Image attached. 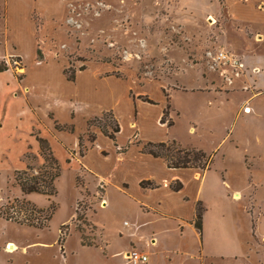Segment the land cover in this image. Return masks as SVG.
<instances>
[{"label":"rangeland","instance_id":"1","mask_svg":"<svg viewBox=\"0 0 264 264\" xmlns=\"http://www.w3.org/2000/svg\"><path fill=\"white\" fill-rule=\"evenodd\" d=\"M34 1L30 20L36 26V55L45 52L43 59L47 56L53 64L47 69H60L62 74L74 69L75 76L88 70L96 77L126 82L139 101L156 104L162 115L167 111L164 121L173 123L168 136L212 154L211 166L217 171L212 170L213 177L208 178L217 184L202 185V194L209 191V195L202 205L206 212L199 232L187 223L144 213L112 186L103 207L104 189L86 185L67 161L61 164L54 196H22L13 180L19 158L30 166L29 173H35L41 163L31 152L19 157L20 149L12 148L5 155L0 153V207L25 198L39 209L53 205L54 211L43 228L0 217V264H132L125 258L131 249L147 254L145 264H264V160L243 155L242 148L226 140L217 147L224 131L212 117L216 110L184 88L197 80L198 88L208 90L210 81L219 77L233 90H246L247 78H264V0ZM5 18V2L0 0V54L7 34ZM221 53L225 59L218 58ZM0 63L18 83L25 71V85L45 87L55 81L60 86L57 75L29 61L25 70L19 58ZM245 97V93L235 94L232 105L240 106ZM256 102L264 108V92ZM97 117L98 122L89 128L92 134L104 123L108 132L109 126L119 127L110 111ZM47 118L54 119L51 114ZM192 124L195 135L189 132ZM87 132L80 135L85 149ZM141 134L147 137L154 132L146 126L137 134L139 138ZM238 135L241 145H246V137ZM224 170L229 182L226 194L232 197L227 200L219 197ZM9 242L15 246L12 251L7 250Z\"/></svg>","mask_w":264,"mask_h":264},{"label":"crops","instance_id":"2","mask_svg":"<svg viewBox=\"0 0 264 264\" xmlns=\"http://www.w3.org/2000/svg\"><path fill=\"white\" fill-rule=\"evenodd\" d=\"M3 2L7 34L6 38L4 37V52L0 54V61L19 58L23 70L24 64L29 61L44 72L57 75L61 87H56L55 81L45 87L25 85L27 81L25 71L19 83L10 70L0 72V153L3 152L5 155L17 147L21 151L19 157L31 152L38 157V162L42 163L43 159L36 141L38 136L48 141L60 165L67 161V167L75 166L76 174L81 173L80 176L86 185L92 184L93 190L97 186L104 189L103 207L106 208L108 203L107 189L112 186L123 196L136 202L144 213L163 217L175 224L187 223L189 228H194L195 203L206 205L205 201L209 195V191L202 194V185L206 181L217 184L208 178L212 176L211 171L214 170L216 173L217 169L212 166L207 170L169 168L163 159L142 152L136 142L175 141L182 148L193 147L203 152L205 150L191 144L183 146L173 135L168 136L170 133L166 131L170 127L161 122L162 109L156 104L139 101L137 97L132 96L130 86L126 82L111 76L96 77L88 70H81L74 76V81L70 82L62 74V70L59 69L57 72L56 69H47L53 64L48 62L47 56L40 61L37 60L36 26L30 20V13L36 7V2L34 0ZM26 45L30 51L26 49ZM44 53L43 51L42 55ZM261 74L264 75L263 72ZM247 79L249 82L245 83L246 90H233L232 86L221 82L219 77L215 81H210L208 90L198 88L197 80L192 87L184 88L185 92L199 94L208 106H213L216 110L212 117L221 123L220 127L224 131L217 147L226 140L235 148H242L243 155L264 160V108L256 102L264 92V78ZM16 87L20 90L11 91V88ZM238 93H245L246 97L240 106H234L233 98ZM244 108H248V111L245 112ZM103 111L112 112L119 123L115 141L96 128L92 130L95 133V140L92 143L87 141L86 150L80 155L79 137L88 131L89 117L98 116ZM50 114L54 119L47 118ZM55 123L71 125L73 130H57L54 127ZM146 126L154 134L147 137L141 134L140 139L137 134ZM195 127L196 125L192 124L189 128L190 135H195V131L191 133ZM238 134L246 137L248 141L246 145H241ZM19 161L17 170L26 169L25 162L20 158ZM243 167L246 168L244 161ZM224 173L226 177H221L223 179L217 175L223 188L219 197L227 200L230 197L226 194L229 182L226 170L223 171V175ZM215 179L218 180L217 177ZM141 181H148L153 187L142 188ZM176 182L182 186L178 190H172L170 184ZM205 212L206 210L203 211V217Z\"/></svg>","mask_w":264,"mask_h":264},{"label":"trees","instance_id":"3","mask_svg":"<svg viewBox=\"0 0 264 264\" xmlns=\"http://www.w3.org/2000/svg\"><path fill=\"white\" fill-rule=\"evenodd\" d=\"M43 58L42 53L38 51L37 59L41 60ZM7 67L5 64L0 63V71L6 70ZM69 68L63 71V74L66 77V80L72 82L74 81L75 71L74 69L68 73ZM145 102L153 104L149 100H143ZM110 114H103L102 117ZM167 116V111H163L161 117V122L165 123L164 117ZM111 119V118H110ZM99 118L97 116L88 119V132L89 138L88 141L92 143L95 140V134H92L89 131V128L94 123L98 122ZM109 121V120H107ZM173 123L169 122L168 127L172 126ZM55 129L57 130H73L71 125H60L55 123ZM99 131L115 141V134L118 133L119 127L115 125L111 128V132L107 131L105 123L101 126H97ZM36 141L39 146V154L43 159L41 165L36 169V172L29 173L31 170L30 166L27 165L26 169L15 170L13 173L14 184L19 187L22 196L30 194H41L48 198H51L56 194L55 181L60 177L62 167L58 160L53 155L50 146L47 140L36 136ZM137 146L141 147V151L147 154H150L153 157L161 158L165 161L166 165L169 168H200L202 170H207L211 168L213 163L212 154H206L202 150L198 149H184L180 147L175 141L170 142H136ZM79 147L80 155H83L85 147L81 144V137H79ZM86 150V149H85ZM76 177V181H77ZM140 186L142 188L153 187L148 181H141ZM181 184L171 183L170 188L172 190H178L181 188ZM195 217H194V227L199 232L201 231V219L203 214V207L200 202H196L194 206ZM54 211V206L51 205L48 209H39L36 208L32 203L26 201L25 198H15L12 201H8L5 205L0 207V217L6 221L14 222L18 225H25L28 227L34 228H43L46 226V223L49 221L52 213Z\"/></svg>","mask_w":264,"mask_h":264},{"label":"built area","instance_id":"4","mask_svg":"<svg viewBox=\"0 0 264 264\" xmlns=\"http://www.w3.org/2000/svg\"><path fill=\"white\" fill-rule=\"evenodd\" d=\"M222 58L225 59L226 56L224 54H219L218 58ZM234 61V60H233ZM232 61V64H233ZM235 66V65H233ZM244 111H248V108H244ZM125 258L126 260H128V262L132 263V264H145L148 261V256L146 253H142L138 250L135 249H131L130 251L126 252L125 254Z\"/></svg>","mask_w":264,"mask_h":264},{"label":"bare ground","instance_id":"5","mask_svg":"<svg viewBox=\"0 0 264 264\" xmlns=\"http://www.w3.org/2000/svg\"><path fill=\"white\" fill-rule=\"evenodd\" d=\"M246 112H247V111H246ZM14 248H15L14 244H11V243L9 242L8 245H7V250H8V251H12V250H14Z\"/></svg>","mask_w":264,"mask_h":264}]
</instances>
